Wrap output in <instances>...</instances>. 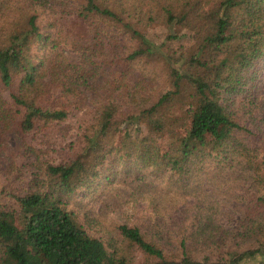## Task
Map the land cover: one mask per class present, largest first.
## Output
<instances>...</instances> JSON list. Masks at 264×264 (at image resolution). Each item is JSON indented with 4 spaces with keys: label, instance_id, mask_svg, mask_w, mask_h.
I'll list each match as a JSON object with an SVG mask.
<instances>
[{
    "label": "trees",
    "instance_id": "trees-1",
    "mask_svg": "<svg viewBox=\"0 0 264 264\" xmlns=\"http://www.w3.org/2000/svg\"><path fill=\"white\" fill-rule=\"evenodd\" d=\"M60 17L112 38L103 80L87 37L65 32ZM263 56L264 0H0V87L21 107L16 128L65 119L42 105L52 86L87 90L95 103L73 159L39 165L22 190L0 181V264H264V101L253 127L238 115ZM18 111L0 90V135ZM118 115L149 129L105 148ZM223 175L248 196L231 229L203 193ZM78 190L145 201L149 214L116 226L140 263L98 235ZM187 197L202 206L170 227L167 207Z\"/></svg>",
    "mask_w": 264,
    "mask_h": 264
},
{
    "label": "rangeland",
    "instance_id": "rangeland-1",
    "mask_svg": "<svg viewBox=\"0 0 264 264\" xmlns=\"http://www.w3.org/2000/svg\"><path fill=\"white\" fill-rule=\"evenodd\" d=\"M58 22L63 24V30L70 35H77V38L80 39L87 37L84 42L95 52L96 66L105 72L102 77V73L97 76V79L100 81L107 77L111 67L104 65V61L108 60V58L105 59V55L108 52L113 53L115 48H110V52L105 44L112 38L109 36L90 37L89 32L86 31L87 28L72 17H60ZM78 54L75 53V57ZM0 90L5 96L7 106L12 110H19L15 112L14 122L10 128L0 135V181L7 177L11 183L20 184L22 190L25 183L35 176L39 165L46 162H67L80 152L83 147V131L91 123L93 117L94 95L87 90L71 95L59 85L52 86L45 94L42 105L66 111L65 119L52 121L46 125L37 121L32 129L20 131L15 125L19 121L21 107L12 103L7 96L6 89L0 87ZM99 92L101 91L99 90ZM247 97L251 98L252 104L248 108V112L240 114L241 111L238 110V115L247 119L246 125L253 127L260 117L259 107L264 101V56L259 59L257 78L248 88ZM243 103L245 104L246 100ZM121 117V115L116 117L115 126H112L109 134L103 137L102 144L106 145L105 148H115L116 144L125 138L124 135H135V131L145 133L149 129V126L141 118L135 126L122 122ZM137 127L139 130H136ZM177 133H180L178 129ZM162 138L157 141L159 145L163 143L160 142L163 140ZM10 167H15V169ZM82 193V190H78L74 197L80 200L81 204H84L85 208L89 209L93 213L92 216L100 223L98 235L113 236L114 239H117L115 243L119 254L126 258L133 257L135 263H140L142 256L135 246L118 236L116 226L122 222L131 225L137 219L149 214L145 201L139 200L133 203L124 198L121 193H116L114 196H105L100 192L86 195ZM203 193L207 195V199L215 208L217 224L223 229H231L235 226L239 221L241 211L245 209V201L248 199L245 188L238 186L227 175H223L221 181L204 183ZM201 206L199 198L187 197L176 203L174 207H167L168 215L165 221L170 227L176 228L180 221L189 217L197 207ZM81 216V213L77 214L78 218Z\"/></svg>",
    "mask_w": 264,
    "mask_h": 264
}]
</instances>
